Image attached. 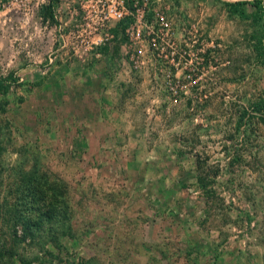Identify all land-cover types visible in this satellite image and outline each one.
Returning <instances> with one entry per match:
<instances>
[{
  "label": "rangeland",
  "instance_id": "obj_1",
  "mask_svg": "<svg viewBox=\"0 0 264 264\" xmlns=\"http://www.w3.org/2000/svg\"><path fill=\"white\" fill-rule=\"evenodd\" d=\"M81 1L0 0V264H264V0Z\"/></svg>",
  "mask_w": 264,
  "mask_h": 264
},
{
  "label": "trees",
  "instance_id": "obj_2",
  "mask_svg": "<svg viewBox=\"0 0 264 264\" xmlns=\"http://www.w3.org/2000/svg\"><path fill=\"white\" fill-rule=\"evenodd\" d=\"M243 4V3H241ZM242 18H246L245 13H242L240 16ZM256 43L254 45L255 50L258 52L259 57H264V28L261 32L257 33L253 39ZM3 87V85L0 83V88ZM256 112V113H255ZM261 112L260 120L264 121V100L262 101H252L248 107H244L241 115L240 120L238 122V128H241L243 126V122L246 118L251 119V121L257 117V113ZM246 121V120H245ZM252 123V122H251ZM246 124V123H245ZM200 182L204 183L206 178L200 176ZM60 213L56 207H52L50 210L43 211L39 210L37 213L36 218L35 217H28L26 221H22L21 225L23 227V231L21 233V236L19 235V232L16 231L14 234V246L17 248L21 244H24L27 239H35L36 235H38L40 232H43V226L47 222L49 223H56L58 221ZM66 226V228L64 227ZM63 234L69 235L72 231L71 225L69 227L68 220L66 218V225H63ZM15 256H18V253H11L10 257L14 259ZM4 255L0 254V259H3ZM20 264H33V259H29L27 256H20V259L18 260Z\"/></svg>",
  "mask_w": 264,
  "mask_h": 264
},
{
  "label": "built area",
  "instance_id": "obj_3",
  "mask_svg": "<svg viewBox=\"0 0 264 264\" xmlns=\"http://www.w3.org/2000/svg\"><path fill=\"white\" fill-rule=\"evenodd\" d=\"M90 2H93L92 4H94L95 12L100 21H109L113 19L116 22H120L130 14L125 5V0H112L111 5L104 0H83L79 2L78 5L85 8L84 5ZM144 5L147 6V3Z\"/></svg>",
  "mask_w": 264,
  "mask_h": 264
}]
</instances>
